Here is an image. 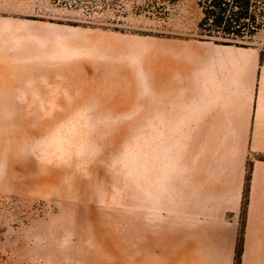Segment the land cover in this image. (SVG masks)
<instances>
[{
    "label": "rangeland",
    "instance_id": "obj_1",
    "mask_svg": "<svg viewBox=\"0 0 264 264\" xmlns=\"http://www.w3.org/2000/svg\"><path fill=\"white\" fill-rule=\"evenodd\" d=\"M6 1L44 24L53 68L74 71L83 95L0 104V264L115 263L107 244H152V45L201 38L202 9L197 0ZM237 41L262 48L264 28Z\"/></svg>",
    "mask_w": 264,
    "mask_h": 264
},
{
    "label": "crops",
    "instance_id": "obj_2",
    "mask_svg": "<svg viewBox=\"0 0 264 264\" xmlns=\"http://www.w3.org/2000/svg\"><path fill=\"white\" fill-rule=\"evenodd\" d=\"M21 15L19 4L0 0V104H77V74L53 68L59 59L45 53L44 24ZM151 115L152 244H107L116 255L110 264H235L249 160L241 264H264L261 47L156 42Z\"/></svg>",
    "mask_w": 264,
    "mask_h": 264
},
{
    "label": "trees",
    "instance_id": "obj_3",
    "mask_svg": "<svg viewBox=\"0 0 264 264\" xmlns=\"http://www.w3.org/2000/svg\"><path fill=\"white\" fill-rule=\"evenodd\" d=\"M171 1L176 3L179 0ZM197 2L203 12L198 23L202 39L246 46L249 44H242L237 41V38L253 37L264 28V0H197ZM261 61L264 63V47L261 48ZM253 169L254 163L249 160L235 264H241L242 261Z\"/></svg>",
    "mask_w": 264,
    "mask_h": 264
}]
</instances>
